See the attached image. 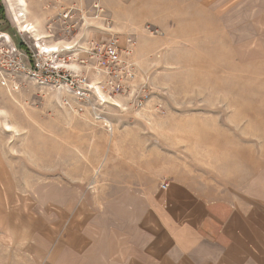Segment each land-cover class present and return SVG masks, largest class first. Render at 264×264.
<instances>
[{"label":"rangeland","instance_id":"obj_1","mask_svg":"<svg viewBox=\"0 0 264 264\" xmlns=\"http://www.w3.org/2000/svg\"><path fill=\"white\" fill-rule=\"evenodd\" d=\"M93 1L0 0V264H44L31 234L135 163L122 147L151 182L264 191V0Z\"/></svg>","mask_w":264,"mask_h":264},{"label":"crops","instance_id":"obj_2","mask_svg":"<svg viewBox=\"0 0 264 264\" xmlns=\"http://www.w3.org/2000/svg\"><path fill=\"white\" fill-rule=\"evenodd\" d=\"M119 154L139 156L118 162L116 180L85 183L93 194L64 205L43 237L31 234L44 264H264L260 181L252 194L216 195L165 170L151 182L143 147Z\"/></svg>","mask_w":264,"mask_h":264},{"label":"built area","instance_id":"obj_3","mask_svg":"<svg viewBox=\"0 0 264 264\" xmlns=\"http://www.w3.org/2000/svg\"><path fill=\"white\" fill-rule=\"evenodd\" d=\"M92 9L95 12V18L99 17L100 14L103 12L102 10V6L100 4V2L98 0H94L91 4ZM126 52L128 54H133L134 50H135V44L134 41L132 40V38L128 37L126 38ZM118 50V44H117V40L116 39H110L107 46H106V53H108L109 55H115L117 53ZM36 68H40L41 64H37L35 65ZM128 77L131 78L133 77V73L129 72ZM66 81H69V79L71 80V78H68V76L65 77ZM83 81H85V79H83ZM141 104V101L138 102V106ZM161 113H163V111H161ZM166 184H161V189H165L166 188Z\"/></svg>","mask_w":264,"mask_h":264},{"label":"bare ground","instance_id":"obj_4","mask_svg":"<svg viewBox=\"0 0 264 264\" xmlns=\"http://www.w3.org/2000/svg\"><path fill=\"white\" fill-rule=\"evenodd\" d=\"M16 1L18 2V6L21 8V11H26L27 4H26L25 0H16ZM24 17H25V14L24 13H19V14H16V16H15V18H16L17 21H21L22 18H24ZM27 26H25V27H27ZM23 27L24 26L21 23V25L19 26L20 31L21 32H27V29H23ZM29 29H32V28H29ZM46 52H49L48 49L46 50Z\"/></svg>","mask_w":264,"mask_h":264},{"label":"trees","instance_id":"obj_5","mask_svg":"<svg viewBox=\"0 0 264 264\" xmlns=\"http://www.w3.org/2000/svg\"><path fill=\"white\" fill-rule=\"evenodd\" d=\"M0 11H1V14H2L1 16L3 17V8H2V5L1 4H0Z\"/></svg>","mask_w":264,"mask_h":264}]
</instances>
